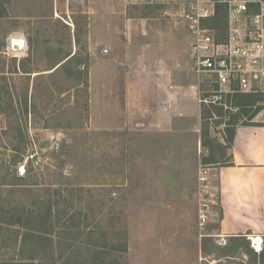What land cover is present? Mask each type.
<instances>
[{
  "label": "rangeland",
  "instance_id": "rangeland-1",
  "mask_svg": "<svg viewBox=\"0 0 264 264\" xmlns=\"http://www.w3.org/2000/svg\"><path fill=\"white\" fill-rule=\"evenodd\" d=\"M190 1L0 0V264L262 262L263 237L259 251L249 235L217 237L212 211L199 225V171L226 161L228 123L264 125V87L244 108L240 94L209 114L198 102V124L188 85L216 87L195 72L185 20L164 12ZM157 58L181 91L169 132L126 99Z\"/></svg>",
  "mask_w": 264,
  "mask_h": 264
},
{
  "label": "built area",
  "instance_id": "built-area-1",
  "mask_svg": "<svg viewBox=\"0 0 264 264\" xmlns=\"http://www.w3.org/2000/svg\"><path fill=\"white\" fill-rule=\"evenodd\" d=\"M217 6L221 21L216 24ZM165 15L185 20L192 36L195 72L211 77L210 96L192 85L198 102L228 109L233 94L254 93L264 87V0H191L186 8ZM198 218L203 227L217 203L209 169L199 171ZM252 246L259 251L251 239Z\"/></svg>",
  "mask_w": 264,
  "mask_h": 264
},
{
  "label": "crops",
  "instance_id": "crops-1",
  "mask_svg": "<svg viewBox=\"0 0 264 264\" xmlns=\"http://www.w3.org/2000/svg\"><path fill=\"white\" fill-rule=\"evenodd\" d=\"M145 28L149 26L147 23ZM152 28V25H150ZM156 31V29H155ZM159 35V34H157ZM155 71L128 79L126 99L132 103L131 94L140 99V109L148 111L146 118L155 128L170 131L175 128L176 117H183L178 99L180 87L174 84L175 75L163 58H157ZM167 67L162 66L163 64ZM151 75V76H150ZM151 81L156 96L147 95L145 81ZM188 85L187 93L196 99ZM151 86V87H152ZM139 96V97H138ZM135 102V104L137 103ZM197 121L200 125V104L197 101ZM129 105V106H130ZM188 118V117H185ZM191 118V116H190ZM195 127V126H192ZM229 145L224 151L226 161L209 168L210 183L217 188V203L212 206L211 219L217 237H264V125L236 124L230 130ZM224 145V143H222ZM211 236V235H210Z\"/></svg>",
  "mask_w": 264,
  "mask_h": 264
},
{
  "label": "trees",
  "instance_id": "trees-1",
  "mask_svg": "<svg viewBox=\"0 0 264 264\" xmlns=\"http://www.w3.org/2000/svg\"><path fill=\"white\" fill-rule=\"evenodd\" d=\"M221 10L222 9H220L219 8V6H217V17L214 19V22L216 23V24H218L220 21H221ZM73 55H71V56H69L68 58H67V60L68 59H70L71 57H72ZM60 66V65H59ZM254 94V99L252 98L251 99V101H250V103H242V98H244V97H249V98H251L250 97V95H252V93H243V94H240V95H238V97H236V102H238V103H236V105H238V106H240L241 108H244L245 106H252L254 103H256V102H258V101H260V100H262V98L261 97H259L261 94L260 93H253ZM238 98V99H237ZM241 98V99H240ZM212 107L214 108V109H219V108H215L213 105L212 106H208V108H204V109H202L201 110V113L202 114H209L211 111L209 110V108L210 109H212ZM222 108L220 107V109L219 110H221ZM228 124H230L231 126H232V130H233V128H234V126L237 124L236 122H235V120L234 121H232L231 123H228ZM207 132V129H206V127H204V134ZM49 221H48V225L46 224V226H47V229H46V231H44L43 233L44 234H49L50 233V230H53L54 229V219H53V215H51V210L49 209ZM18 225H19V223L18 222H20L19 220L18 221H15ZM21 226H23V225H21ZM49 232H48V231ZM204 238V240H206V239H208V238H211L210 236H204L203 237ZM231 238H235V239H237V240H244V238H245V236H236V237H231ZM263 241H264V237H263ZM205 244V243H204ZM254 254L255 255H257L258 256V258L260 259L259 261H261L262 260V262H259V264H264V247L261 249V251L258 253V254H256L255 252H254ZM24 262V261H23ZM18 264H24V263H21V262H19Z\"/></svg>",
  "mask_w": 264,
  "mask_h": 264
},
{
  "label": "water",
  "instance_id": "water-1",
  "mask_svg": "<svg viewBox=\"0 0 264 264\" xmlns=\"http://www.w3.org/2000/svg\"><path fill=\"white\" fill-rule=\"evenodd\" d=\"M10 43L12 48L17 46V49L21 50L24 47L25 41L23 38L14 37L11 39Z\"/></svg>",
  "mask_w": 264,
  "mask_h": 264
},
{
  "label": "bare ground",
  "instance_id": "bare-ground-1",
  "mask_svg": "<svg viewBox=\"0 0 264 264\" xmlns=\"http://www.w3.org/2000/svg\"><path fill=\"white\" fill-rule=\"evenodd\" d=\"M251 239H253L254 245L259 249L262 239L260 237H251Z\"/></svg>",
  "mask_w": 264,
  "mask_h": 264
}]
</instances>
